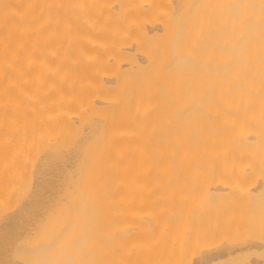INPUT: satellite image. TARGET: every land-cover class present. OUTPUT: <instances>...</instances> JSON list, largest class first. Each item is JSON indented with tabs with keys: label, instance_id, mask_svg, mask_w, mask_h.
<instances>
[{
	"label": "bare ground",
	"instance_id": "obj_1",
	"mask_svg": "<svg viewBox=\"0 0 264 264\" xmlns=\"http://www.w3.org/2000/svg\"><path fill=\"white\" fill-rule=\"evenodd\" d=\"M20 196L0 264H264V0H0Z\"/></svg>",
	"mask_w": 264,
	"mask_h": 264
},
{
	"label": "rangeland",
	"instance_id": "obj_2",
	"mask_svg": "<svg viewBox=\"0 0 264 264\" xmlns=\"http://www.w3.org/2000/svg\"><path fill=\"white\" fill-rule=\"evenodd\" d=\"M24 197H26V196H20L19 198H14V199H12L11 201H9L6 205H0V216L2 215V214H4L7 210H10V209H13V208H15V207H17V205H19L20 203H21V201L24 199ZM215 199V198H214ZM201 202H203V203H201ZM201 202L199 201V203L203 206V204H204V201L203 200H201ZM202 206H201V209H202ZM214 219V218H213ZM211 221H212V219H211ZM189 226V225H188ZM187 227V226H186ZM186 227H185V231H186ZM190 227V226H189ZM188 227V229H187V233H188V230L190 229ZM195 227L193 226L192 227V230L194 229ZM199 228V227H198ZM207 228V227H206ZM211 228H212V226H211ZM211 228H208V232L210 231V233H211V231H213V229H211ZM181 229H183V228H181ZM202 229H204V228H202ZM201 229V230H202ZM210 229V230H209ZM192 230H190V231H192ZM184 231V232H185ZM194 231V230H193ZM203 231V230H202ZM214 231H216V233H218V231L217 230H214ZM200 232V231H199ZM203 232H205V231H203ZM207 232V231H206ZM205 232V233H206ZM207 232V233H208ZM183 233V232H182ZM187 233H186V235H187ZM209 233V234H210ZM214 233V232H213ZM185 234V233H184ZM190 234H192V233H190ZM189 233H188V235H190ZM202 234V233H201ZM204 234V233H203ZM203 234H202V236H201V238L203 237ZM208 235V234H207ZM206 235V236H207ZM218 234H215L214 235V237L215 236H217ZM219 235H221L220 233H219ZM209 236H211V235H209ZM209 236H208V238H209ZM217 238V237H216ZM213 239V238H212ZM218 239V238H217ZM204 240V239H203ZM207 240V239H206ZM214 240V239H213ZM208 241V240H207ZM210 241H211V239H210ZM212 242V241H211Z\"/></svg>",
	"mask_w": 264,
	"mask_h": 264
}]
</instances>
